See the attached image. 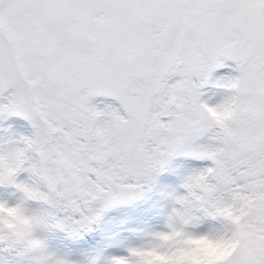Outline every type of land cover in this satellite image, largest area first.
<instances>
[{
  "label": "snow or ice",
  "instance_id": "snow-or-ice-1",
  "mask_svg": "<svg viewBox=\"0 0 264 264\" xmlns=\"http://www.w3.org/2000/svg\"><path fill=\"white\" fill-rule=\"evenodd\" d=\"M0 264H264V0H0Z\"/></svg>",
  "mask_w": 264,
  "mask_h": 264
},
{
  "label": "trees",
  "instance_id": "trees-1",
  "mask_svg": "<svg viewBox=\"0 0 264 264\" xmlns=\"http://www.w3.org/2000/svg\"><path fill=\"white\" fill-rule=\"evenodd\" d=\"M161 191L156 190L153 193L149 194L150 199L149 203L151 202H159L161 200ZM147 207L145 203H137L133 206H122L116 209H111L105 213L102 218L100 225L98 226L97 232L93 234V237L90 238V243L83 245L82 247H78L77 251L82 252L88 250L90 247H94L96 245L104 244L111 235L115 228L113 227V223H115V218L121 222L122 228L128 230L132 227H135L136 223L141 220H136L135 218L140 214L141 207ZM53 247L54 248H63L64 245L62 243H57V238L54 236L53 240ZM75 247V246H73Z\"/></svg>",
  "mask_w": 264,
  "mask_h": 264
},
{
  "label": "rangeland",
  "instance_id": "rangeland-1",
  "mask_svg": "<svg viewBox=\"0 0 264 264\" xmlns=\"http://www.w3.org/2000/svg\"><path fill=\"white\" fill-rule=\"evenodd\" d=\"M159 187L164 189L166 186L164 185V183H161L159 185ZM142 208H144V206H142L141 209ZM143 223H147V221L141 220V221H139V222H137L135 224L136 225L135 227H137V226H139L140 224H143ZM120 224H121V222L118 221V219L115 218V223H113V227L115 228L114 236L119 235L122 238L129 236V231L125 230L124 228H122V226Z\"/></svg>",
  "mask_w": 264,
  "mask_h": 264
}]
</instances>
